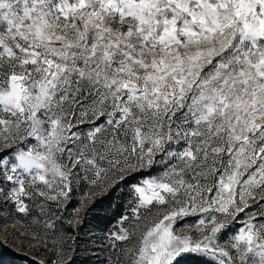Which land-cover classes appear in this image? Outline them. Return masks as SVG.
I'll return each instance as SVG.
<instances>
[{
  "label": "snow or ice",
  "instance_id": "snow-or-ice-1",
  "mask_svg": "<svg viewBox=\"0 0 264 264\" xmlns=\"http://www.w3.org/2000/svg\"><path fill=\"white\" fill-rule=\"evenodd\" d=\"M8 225L35 264H264V0H0Z\"/></svg>",
  "mask_w": 264,
  "mask_h": 264
},
{
  "label": "rangeland",
  "instance_id": "rangeland-1",
  "mask_svg": "<svg viewBox=\"0 0 264 264\" xmlns=\"http://www.w3.org/2000/svg\"><path fill=\"white\" fill-rule=\"evenodd\" d=\"M83 191H87V189H83L82 192ZM82 192L77 193V195L82 194ZM100 201H102V200H100ZM119 203H121L120 204V214H121L124 211L125 201L121 200ZM76 206H77V204H76V201L74 200L73 203L69 206L68 211L70 212L72 210V208H74ZM97 209H98V207L95 206V208H93V210H90V213H89V218H90L89 227H92L93 230H98L101 228L106 229L107 227L115 224L116 220L120 216V215L116 214L114 216H109L108 218L104 219V221H96L94 219L93 213ZM7 228H8L7 233H5L3 230H0V252H2V249H3V250L10 252L11 254L17 255L23 259L25 264H35L36 260L44 258L43 253L37 254V252L32 251L31 249L24 247L22 244L15 242V241L27 242L30 240V236L26 237V236L17 235L16 229L12 228L11 225H8ZM6 236H7V238H6ZM4 264H5V262H4Z\"/></svg>",
  "mask_w": 264,
  "mask_h": 264
},
{
  "label": "trees",
  "instance_id": "trees-1",
  "mask_svg": "<svg viewBox=\"0 0 264 264\" xmlns=\"http://www.w3.org/2000/svg\"><path fill=\"white\" fill-rule=\"evenodd\" d=\"M120 204H113L111 198L109 200H98L96 203L98 209L93 213L94 219L96 221H104L109 216L120 215ZM97 212H99V215H96ZM3 261L5 264H25L21 257L2 249V252H0V264H4Z\"/></svg>",
  "mask_w": 264,
  "mask_h": 264
}]
</instances>
